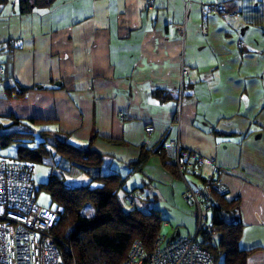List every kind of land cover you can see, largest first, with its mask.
Here are the masks:
<instances>
[{"label":"crops","instance_id":"1","mask_svg":"<svg viewBox=\"0 0 264 264\" xmlns=\"http://www.w3.org/2000/svg\"><path fill=\"white\" fill-rule=\"evenodd\" d=\"M148 1L58 0L25 14L18 0L0 4V122L92 143L106 155L101 172L128 178L138 198L151 188L159 211L166 197L178 206L185 185L155 151L177 164L169 143L180 141L187 171L239 200L240 248L255 249L247 264H264V0ZM219 2L234 16L201 6ZM141 151L152 152L134 172Z\"/></svg>","mask_w":264,"mask_h":264},{"label":"trees","instance_id":"2","mask_svg":"<svg viewBox=\"0 0 264 264\" xmlns=\"http://www.w3.org/2000/svg\"><path fill=\"white\" fill-rule=\"evenodd\" d=\"M8 1L0 0V4ZM57 1L18 0V5L20 12L25 14L33 10L49 9ZM162 94L165 92L155 93L156 96ZM45 122L48 121H32L34 125ZM13 126L22 129L1 134L0 141L3 147L11 142L22 143L18 146L15 161L24 162L33 168L34 165H44L53 157H59L60 161L55 163L58 170L64 161L91 179L89 184L70 186L62 171H59L58 174H52L47 183L42 185L49 193L53 207L62 209L51 231L53 244L60 254V264H123L137 240L146 250H153L155 240L161 234L166 221L159 210L153 209L146 213L137 206L129 208L124 203L122 193L134 191L137 194L138 189L127 190L125 186L128 178L119 172H101L106 155L94 150L92 143L86 146L73 144L70 135L62 132H36L31 126L17 120L4 127ZM21 139H25V142ZM151 152L141 151L139 159L129 163L128 167L134 172H141ZM155 152H159L164 165L173 167L178 176L177 164L167 162L164 147H159ZM188 174L203 179L204 183L205 178H200L194 169L186 171V175ZM211 200L209 221L214 236L211 237L206 231L202 232L199 239L201 245L211 255L212 264H247L255 249L240 248L243 223L239 200L228 198L226 194L218 191L217 186L212 191ZM89 207L92 212L86 215L84 211Z\"/></svg>","mask_w":264,"mask_h":264},{"label":"built area","instance_id":"3","mask_svg":"<svg viewBox=\"0 0 264 264\" xmlns=\"http://www.w3.org/2000/svg\"><path fill=\"white\" fill-rule=\"evenodd\" d=\"M190 2L192 0H185L186 4ZM148 3L151 4V0ZM201 6L215 14L234 16L226 3H205ZM4 74L5 69L0 68V75ZM182 76H189L188 67L182 68ZM178 113L180 116L181 111ZM152 131L153 127L148 125L147 132L151 134ZM169 144L177 150V169L185 185L183 198L191 202L195 210V235L163 246V237L159 234L152 251L146 250L137 240L123 264H212L211 255L199 239L205 231L211 237L214 236L209 213L212 208V191L218 181L208 176L201 188L189 182L186 179L187 164L181 159L180 141H171ZM190 156L194 167L204 165L205 159L200 155L192 153ZM209 159L216 166V159ZM34 189L31 166L0 158V264H60V254L53 244L51 231L62 209H44L39 206ZM137 199L134 191L124 193L123 201L129 208L137 206Z\"/></svg>","mask_w":264,"mask_h":264},{"label":"rangeland","instance_id":"4","mask_svg":"<svg viewBox=\"0 0 264 264\" xmlns=\"http://www.w3.org/2000/svg\"><path fill=\"white\" fill-rule=\"evenodd\" d=\"M4 126H7V124H2V122H0V135L21 131L22 129L19 126H13L9 128H5ZM21 140L25 142V139ZM19 145H22V143L11 142L8 146L3 147L0 141V158L15 161ZM54 158L55 157H53L51 160H48L47 164H37L32 168V179L35 185L34 193L37 199V204L44 209L53 207L49 193L42 187V185L47 183L52 174H58L59 171H62L67 184L70 186H81L89 184L91 181L88 175L83 174L78 169L71 167V165L67 162L62 161L60 169L58 170L55 165L58 164L56 162L59 160V157L55 159ZM102 173L104 174V172ZM128 180L126 182V187L134 188L135 183ZM189 180L192 181L191 178H189ZM199 182L201 183V181ZM148 191L151 192V188H146L145 193L140 195V197L137 199V207L146 213L157 208L155 207V203L152 200H147L146 196L148 195ZM124 193L125 192L122 193V198L124 197ZM168 199L169 198L166 197L163 200V203L160 205L162 206L160 215L168 223V227H163L161 231V235L163 237V246L168 244L167 242H169L171 237H179L178 239H180V237L184 238L188 235L192 236L195 233L196 228V220L192 214V203L186 201L185 199L183 200V198L180 196L178 206H172L168 202ZM84 212L86 215H89L92 212V209L89 207Z\"/></svg>","mask_w":264,"mask_h":264}]
</instances>
